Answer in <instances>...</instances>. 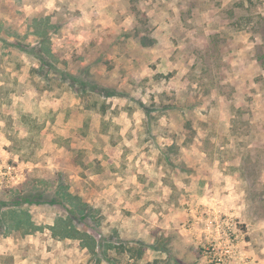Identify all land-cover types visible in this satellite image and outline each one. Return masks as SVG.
Returning a JSON list of instances; mask_svg holds the SVG:
<instances>
[{"label": "rangeland", "instance_id": "obj_1", "mask_svg": "<svg viewBox=\"0 0 264 264\" xmlns=\"http://www.w3.org/2000/svg\"><path fill=\"white\" fill-rule=\"evenodd\" d=\"M263 18L0 0V264H264Z\"/></svg>", "mask_w": 264, "mask_h": 264}, {"label": "trees", "instance_id": "obj_2", "mask_svg": "<svg viewBox=\"0 0 264 264\" xmlns=\"http://www.w3.org/2000/svg\"><path fill=\"white\" fill-rule=\"evenodd\" d=\"M264 19V18H263ZM138 24H140V21H138ZM260 32H261V36L264 38V23H261L260 24ZM124 37H128L129 35L128 34H125V35H122ZM142 45L144 47L148 46L147 44H144L142 43ZM80 76L84 75L85 74V71L84 70H81L80 71ZM86 75L88 76V73H86ZM105 96L106 97H113V96H116V94L112 93V92H106L105 93ZM4 214V213H3ZM6 214V213H5ZM8 214V212H7ZM11 219V222L12 223H8V228L11 229V228H18V229H21V228H26L25 230H28L30 227L33 228V230H36V226L33 224V223H30L31 221V217L29 216V213L27 212H24V214H20V215H16V216H13L10 218ZM69 237H73V238H78L77 237V231H75V234L73 236H69ZM85 240L83 239V242ZM86 246L90 248V245L89 244H86ZM92 246V245H91ZM90 249H93V247H91ZM204 249H201L200 253L198 254L199 257H202L204 256V253H203Z\"/></svg>", "mask_w": 264, "mask_h": 264}, {"label": "crops", "instance_id": "obj_3", "mask_svg": "<svg viewBox=\"0 0 264 264\" xmlns=\"http://www.w3.org/2000/svg\"><path fill=\"white\" fill-rule=\"evenodd\" d=\"M86 1V0H85ZM90 3H92V4H94V5H96L97 4V2L99 1V0H88ZM107 2L109 1V0H106ZM110 1H112V0H110Z\"/></svg>", "mask_w": 264, "mask_h": 264}, {"label": "built area", "instance_id": "obj_4", "mask_svg": "<svg viewBox=\"0 0 264 264\" xmlns=\"http://www.w3.org/2000/svg\"><path fill=\"white\" fill-rule=\"evenodd\" d=\"M229 252H230V251H227V253H229ZM216 264H223V263H222V259H217V260H216Z\"/></svg>", "mask_w": 264, "mask_h": 264}]
</instances>
